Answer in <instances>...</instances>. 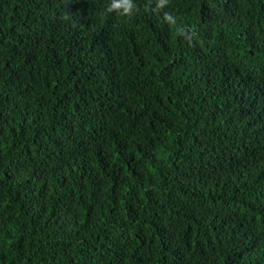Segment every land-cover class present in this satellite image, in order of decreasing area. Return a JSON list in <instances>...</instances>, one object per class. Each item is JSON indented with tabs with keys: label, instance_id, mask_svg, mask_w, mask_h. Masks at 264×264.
<instances>
[{
	"label": "trees",
	"instance_id": "1",
	"mask_svg": "<svg viewBox=\"0 0 264 264\" xmlns=\"http://www.w3.org/2000/svg\"><path fill=\"white\" fill-rule=\"evenodd\" d=\"M108 3L0 0V264H264V0Z\"/></svg>",
	"mask_w": 264,
	"mask_h": 264
},
{
	"label": "clouds",
	"instance_id": "2",
	"mask_svg": "<svg viewBox=\"0 0 264 264\" xmlns=\"http://www.w3.org/2000/svg\"><path fill=\"white\" fill-rule=\"evenodd\" d=\"M151 3V0H149ZM169 4V0H155V6L153 11H163ZM139 9L134 3V0H109L105 8V15L115 13L119 17L131 18ZM72 14L64 11L62 19L70 20ZM163 19L170 26L175 27L177 36L183 38V40L189 44L199 40L198 32L195 28H189L182 24H179L178 18L171 12H163Z\"/></svg>",
	"mask_w": 264,
	"mask_h": 264
}]
</instances>
